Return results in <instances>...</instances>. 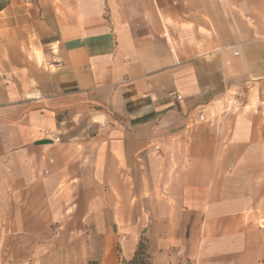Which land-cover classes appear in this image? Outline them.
Returning a JSON list of instances; mask_svg holds the SVG:
<instances>
[{"label":"crops","instance_id":"1","mask_svg":"<svg viewBox=\"0 0 264 264\" xmlns=\"http://www.w3.org/2000/svg\"><path fill=\"white\" fill-rule=\"evenodd\" d=\"M38 5L0 22V229L57 199L100 264H264V0Z\"/></svg>","mask_w":264,"mask_h":264},{"label":"rangeland","instance_id":"2","mask_svg":"<svg viewBox=\"0 0 264 264\" xmlns=\"http://www.w3.org/2000/svg\"><path fill=\"white\" fill-rule=\"evenodd\" d=\"M48 1L56 5L61 0ZM38 3L39 0H0V22L8 14H39ZM44 209L33 207L30 212L15 215L16 221L13 215L6 217L9 228L0 229V264H100L110 231L82 227L76 214L62 210L57 199L51 212L47 209L44 213Z\"/></svg>","mask_w":264,"mask_h":264},{"label":"trees","instance_id":"3","mask_svg":"<svg viewBox=\"0 0 264 264\" xmlns=\"http://www.w3.org/2000/svg\"><path fill=\"white\" fill-rule=\"evenodd\" d=\"M118 264H151L147 240L143 235L138 240L133 256L129 260H120Z\"/></svg>","mask_w":264,"mask_h":264},{"label":"built area","instance_id":"4","mask_svg":"<svg viewBox=\"0 0 264 264\" xmlns=\"http://www.w3.org/2000/svg\"><path fill=\"white\" fill-rule=\"evenodd\" d=\"M237 95V93H230L229 94V97H234V96H236ZM177 100H180L181 99V97L179 96V95H176V97H175ZM234 104V102H231L230 104H228L229 105V109H230V106H232ZM227 111H228V108L224 111V113H223V115H224V117H227ZM199 120H202V116H199Z\"/></svg>","mask_w":264,"mask_h":264}]
</instances>
